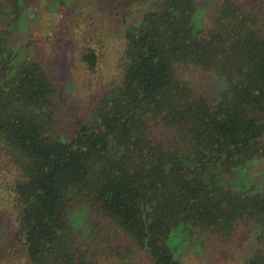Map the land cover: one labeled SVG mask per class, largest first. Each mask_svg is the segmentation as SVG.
Masks as SVG:
<instances>
[{
    "label": "trees",
    "instance_id": "16d2710c",
    "mask_svg": "<svg viewBox=\"0 0 264 264\" xmlns=\"http://www.w3.org/2000/svg\"><path fill=\"white\" fill-rule=\"evenodd\" d=\"M90 7L118 12L100 85L101 34H45L84 84L34 41ZM0 188V264H185L242 233L264 264V0H0Z\"/></svg>",
    "mask_w": 264,
    "mask_h": 264
},
{
    "label": "rangeland",
    "instance_id": "374dc122",
    "mask_svg": "<svg viewBox=\"0 0 264 264\" xmlns=\"http://www.w3.org/2000/svg\"><path fill=\"white\" fill-rule=\"evenodd\" d=\"M42 5L43 4L33 6L31 5L30 9L33 11L32 15H35L34 13L37 11V9H41ZM42 13L44 14L43 18L36 25L39 28L34 33V41L39 47H46L49 54L53 52V40L52 38L51 40H48L46 38L47 35L45 34L50 33L52 35L54 31H60L61 33L66 34L65 28L67 26H69L70 28L68 29L69 32L67 33V35H65L64 40H71V42H75V40L77 39L76 34L80 37L81 33L84 30L91 31L95 34L99 33L101 34L100 37H98L99 35H96L95 41L89 42H91L95 47L99 48L101 53H103L102 59H100L99 71L101 68L105 71L102 74L99 73L97 77L95 72L91 75V77L93 76L94 78L95 76L96 79H98L100 85L105 81L107 73L110 72V75H115L118 73L120 62L119 56L121 51L119 50L121 38L119 35V29L117 28L118 22L115 19V16H118V12L106 14L96 7H90L77 9L73 12V14L68 15H65V13H63L62 15H57L55 13L45 11H42ZM60 44L62 48L66 50L65 53H63L61 49H58L57 52L52 53V56L58 57L59 59L57 58V61L61 63L64 61L65 63L67 62L70 65L67 72L70 71L69 74L73 78H79L78 81L80 83L88 80L90 74L85 73L82 69H78V63H81V61L78 53L74 51L75 48L71 50L72 44L66 46H64L62 43ZM111 51L113 55L111 54ZM107 54H110V56L107 57ZM82 94L85 97L93 95L91 94L90 90H86L85 88L82 89ZM87 101L88 100L85 101V107L90 106V102ZM1 191L3 193H6L5 189H1ZM5 205L10 210V213L7 214V218L10 220H15L17 216L15 205L6 201ZM241 237V239H238L237 237V240L229 246L215 245L212 247H208L205 249L203 254H196L192 250H186L184 251L182 257L185 261V264H242V248L244 245L243 233ZM138 260L140 262L141 258H138ZM134 264H149V262L148 260H144L141 263L135 262Z\"/></svg>",
    "mask_w": 264,
    "mask_h": 264
}]
</instances>
